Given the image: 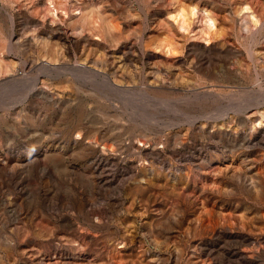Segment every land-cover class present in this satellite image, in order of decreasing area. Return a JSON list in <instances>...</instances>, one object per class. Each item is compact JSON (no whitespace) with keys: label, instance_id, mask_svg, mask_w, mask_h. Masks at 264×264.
<instances>
[{"label":"rangeland","instance_id":"rangeland-1","mask_svg":"<svg viewBox=\"0 0 264 264\" xmlns=\"http://www.w3.org/2000/svg\"><path fill=\"white\" fill-rule=\"evenodd\" d=\"M261 116L264 0H0V264H264Z\"/></svg>","mask_w":264,"mask_h":264},{"label":"bare ground","instance_id":"bare-ground-1","mask_svg":"<svg viewBox=\"0 0 264 264\" xmlns=\"http://www.w3.org/2000/svg\"><path fill=\"white\" fill-rule=\"evenodd\" d=\"M52 4V3H51ZM243 9H248V7L246 6V7H244ZM81 12V10H80V8H76V9H74V14L75 15H77V14H79ZM11 17H13V16H11ZM252 20L254 21H256V19H255V16L253 15L252 16ZM13 21V20H12ZM205 29V28H204ZM158 67H160V66H158ZM73 68V67H72ZM78 68H80V69H82V70H87V68H85V67H78ZM215 68V67H214ZM217 68V67H216ZM223 68V67H222ZM65 69V68H64ZM120 69V68H119ZM218 69V68H217ZM51 70H53V69H51ZM60 70V69H59ZM89 70V72H92V73H95L96 71L95 70H93L92 68L91 69H88ZM118 70V69H117ZM216 70V69H215ZM120 71V70H119ZM182 71V70H181ZM217 72H218V70H216ZM219 71H220V69H219ZM223 71H224V69H223ZM64 72V71H63ZM76 72V71H75ZM101 72V71H100ZM96 73H98V75L100 74L99 72H96ZM85 75V74H84ZM143 75V74H142ZM185 75V74H184ZM187 75V74H186ZM90 76V75H89ZM101 76H103L102 77V79L104 80V82H105V85H107V86H111L112 87V89H115V90H118V91H126V90H124V88H122V87H120V86H118V85H116L115 83H113V81H112V79H111V76H109V75H103V74H101ZM189 77H191V76H189ZM183 78H184V76H183ZM186 78H187V76H186ZM185 78V79H186ZM101 79V78H100ZM184 79V80H185ZM89 80V79H88ZM192 80V79H191ZM188 81V80H187ZM227 81L228 82H232L233 81V79H227ZM207 84H209V83H207ZM101 86V85H100ZM127 87V86H126ZM92 88V87H91ZM127 89H129V88H127ZM104 90V89H103ZM131 90V89H130ZM117 91V92H118ZM212 91V90H211ZM214 91V90H213ZM112 92V91H111ZM115 93V92H114ZM126 93V92H125ZM189 93H193V97L196 99V98H208L209 97V95L211 94V92H209V91H203V90H198V89H196V88H194V90H190L189 91ZM112 94V93H111ZM129 94V93H128ZM215 94V93H214ZM217 94V93H216ZM219 94V93H218ZM110 96H112V95H110ZM125 96H126V94H125ZM200 96H204V97H200ZM211 96H212V94H211ZM210 96V97H211ZM205 99V100H206ZM204 100V101H205ZM222 101V100H221ZM201 102H203L202 101V99H201ZM248 103V102H247ZM251 103V102H250ZM216 104V103H215ZM237 104H239V103H237ZM205 105V104H204ZM236 105V104H235ZM241 105V104H240ZM205 106H207V105H205ZM232 106V108H233V106L234 105H231ZM249 106V105H248ZM225 107V106H224ZM240 106H238L237 108H239ZM242 107V106H241ZM249 107H251V105L249 106ZM256 107V106H255ZM205 108V107H204ZM214 108V107H213ZM213 108H211V109H213ZM222 108V107H221ZM220 108V109H221ZM228 108V107H227ZM229 108H231V107H229ZM246 108V107H245ZM248 108V107H247ZM246 108V109H247ZM251 109V108H250ZM230 110V109H229ZM241 110V109H240ZM191 111V110H190ZM215 112H217L216 110H214ZM221 111V110H220ZM222 111H224L223 109H222ZM189 112V111H188ZM232 112V111H231ZM191 113V112H190ZM189 113V114H190ZM195 113V112H194ZM218 113V112H217ZM245 113V112H244ZM188 114V115H189ZM211 114V113H210ZM187 115V116H188ZM191 115V114H190ZM198 115V114H197ZM205 115V114H204ZM212 115H215V114H212ZM179 116V115H178ZM186 116V115H185ZM198 116H200V115H198ZM181 117V116H180ZM185 118V117H184ZM190 117H188L187 119H189ZM193 118V117H192ZM204 118V117H203ZM206 118V117H205ZM214 118V117H213ZM212 118V119H213ZM235 118L236 117H234V120H235ZM186 119V120H187ZM216 119V118H215ZM261 119H262V121H264V116H261ZM169 120H171V119H169ZM181 120H183V119H181ZM218 120V119H217ZM180 121V120H179ZM188 121V120H187ZM219 121V120H218ZM229 121H230V118H229ZM262 121H256L255 123H254V128H257V127H259L260 125H262ZM216 122V121H215ZM191 124H195V122H193V121H191ZM225 124V123H224ZM224 124H222V125H224ZM203 125V124H202ZM201 125V126H202ZM213 125H214V123H213ZM216 126V125H215ZM220 129V128H219ZM222 130V129H221ZM218 131V130H217ZM79 134H81V132H79ZM240 135V134H239ZM197 144H198V142H196ZM214 143V142H213ZM204 144V143H203ZM209 145V144H208ZM211 145V144H210ZM214 145V144H213ZM119 147V146H118ZM134 147H135V145H134ZM208 147V146H207ZM212 147V146H211ZM217 148H219V147H217ZM221 152V151H220ZM247 152V151H246ZM223 153V152H222ZM166 154V153H165ZM243 154V153H242ZM248 154V153H247ZM175 155V154H174ZM208 155V154H207ZM206 155V156H207ZM108 156V155H107ZM104 157V156H103ZM174 158V157H173ZM196 158V157H195ZM195 158H193V159H195ZM203 158V155H200L199 156V159L198 160H200V159H202ZM244 158V157H243ZM238 159V158H237ZM245 159H246V157H245ZM204 160V159H203ZM191 161V160H190ZM249 162V161H248ZM193 164V163H192ZM242 164V163H241ZM243 164H244V162H243ZM254 165V164H253ZM209 166V165H208ZM240 166V165H239ZM250 166V165H249ZM197 167V166H196ZM244 168V167H243ZM247 169H249L248 167H247ZM210 170V169H209ZM236 170V169H235ZM250 170V169H249ZM198 171V170H197ZM248 171V170H247ZM250 172V171H249ZM235 176V175H234ZM243 178V177H242ZM246 180V179H245ZM217 181V180H216ZM241 181V180H240ZM235 182V181H234ZM252 185V184H251ZM196 187V186H195ZM234 188V187H233ZM238 188V187H237ZM230 189V188H229ZM233 195V194H232ZM231 196V195H230ZM229 196V197H230ZM226 197V196H225ZM228 197V196H227ZM224 199V198H223ZM222 199V200H223ZM226 202V201H225ZM226 204V203H225ZM229 204V203H228ZM233 205V204H232ZM241 205V204H240ZM230 206V205H229ZM228 206V207H229ZM238 210V209H237ZM245 237V236H244ZM243 237V238H244ZM242 238V239H243ZM262 240V239H261ZM246 242V241H245ZM249 242V241H248Z\"/></svg>","mask_w":264,"mask_h":264}]
</instances>
